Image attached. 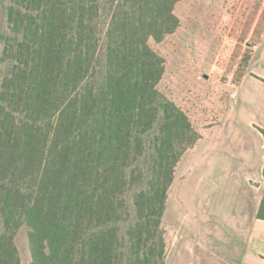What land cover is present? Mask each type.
Wrapping results in <instances>:
<instances>
[{"label":"trees","instance_id":"16d2710c","mask_svg":"<svg viewBox=\"0 0 264 264\" xmlns=\"http://www.w3.org/2000/svg\"><path fill=\"white\" fill-rule=\"evenodd\" d=\"M181 1H0V264H20L22 226L32 264H164L168 190L201 140L150 45Z\"/></svg>","mask_w":264,"mask_h":264},{"label":"rangeland","instance_id":"374dc122","mask_svg":"<svg viewBox=\"0 0 264 264\" xmlns=\"http://www.w3.org/2000/svg\"><path fill=\"white\" fill-rule=\"evenodd\" d=\"M174 13L175 33L150 42L164 60L157 89L188 116L201 140L177 164L168 190L164 264H239L247 242L232 244L225 228L240 208L232 178L240 153L251 144L259 150L250 122L264 128V109L254 91L237 87L264 28V0H182ZM246 156L257 168L260 154ZM29 231L22 226L14 236L20 264H32ZM261 237L264 242V226Z\"/></svg>","mask_w":264,"mask_h":264},{"label":"crops","instance_id":"0c3cea01","mask_svg":"<svg viewBox=\"0 0 264 264\" xmlns=\"http://www.w3.org/2000/svg\"><path fill=\"white\" fill-rule=\"evenodd\" d=\"M246 87L250 90L246 91ZM242 89L245 90V93L254 91L256 97H259L261 109H264V28L255 46L251 65L237 87L238 91ZM250 126L260 136L258 139L259 150L256 151L251 144L247 151L240 153L241 158L240 156L236 158V162L240 165L236 176L232 178L234 184L231 187H234L235 190L231 189V192L233 191V195H238L240 208L238 211L233 210V214L229 215L231 226L225 228L228 232L227 237L232 244L242 245L241 239L247 242L246 246L242 245L239 264H264V242L261 237L264 220L257 218L261 202L264 199V138L258 128H264L252 121ZM246 153L260 154L257 168H251V160L249 156H246ZM233 161L235 162L232 160V163Z\"/></svg>","mask_w":264,"mask_h":264},{"label":"water","instance_id":"95a60500","mask_svg":"<svg viewBox=\"0 0 264 264\" xmlns=\"http://www.w3.org/2000/svg\"><path fill=\"white\" fill-rule=\"evenodd\" d=\"M205 78H207V76H205Z\"/></svg>","mask_w":264,"mask_h":264}]
</instances>
